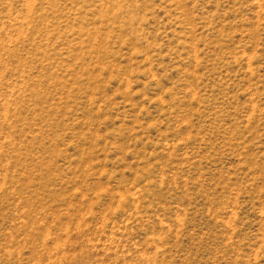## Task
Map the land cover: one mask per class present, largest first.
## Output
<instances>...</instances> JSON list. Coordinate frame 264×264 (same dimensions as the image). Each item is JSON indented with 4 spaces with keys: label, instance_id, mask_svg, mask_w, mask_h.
Returning a JSON list of instances; mask_svg holds the SVG:
<instances>
[{
    "label": "rangeland",
    "instance_id": "obj_1",
    "mask_svg": "<svg viewBox=\"0 0 264 264\" xmlns=\"http://www.w3.org/2000/svg\"><path fill=\"white\" fill-rule=\"evenodd\" d=\"M0 264H264V0H0Z\"/></svg>",
    "mask_w": 264,
    "mask_h": 264
}]
</instances>
